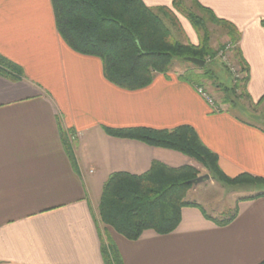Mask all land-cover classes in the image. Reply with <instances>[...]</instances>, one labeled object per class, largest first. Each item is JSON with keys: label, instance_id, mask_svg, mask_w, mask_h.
<instances>
[{"label": "crops", "instance_id": "crops-1", "mask_svg": "<svg viewBox=\"0 0 264 264\" xmlns=\"http://www.w3.org/2000/svg\"><path fill=\"white\" fill-rule=\"evenodd\" d=\"M143 1L174 11L175 0ZM199 2L236 28L235 47L249 70L247 92L261 105L264 0ZM180 23L197 45V31ZM0 54L24 72L19 81L0 76V264H106L109 239L124 264L264 262V196L239 201L236 218L226 226L197 203L202 209H183L175 232L147 231L137 241L106 229L99 219L111 174L143 175L154 162L199 165L177 151L111 137L105 128L188 125L217 154L226 176L264 179L263 127L235 112L214 113L196 88L179 79L185 71L159 74L136 91L114 86L100 59L78 54L63 41L51 0H0Z\"/></svg>", "mask_w": 264, "mask_h": 264}, {"label": "trees", "instance_id": "trees-1", "mask_svg": "<svg viewBox=\"0 0 264 264\" xmlns=\"http://www.w3.org/2000/svg\"><path fill=\"white\" fill-rule=\"evenodd\" d=\"M57 30L66 45L78 54L96 57L103 64L105 78L114 86L136 91L150 86L157 75L168 76L176 59L195 58L206 62L204 67L194 65L186 69L179 79L194 88L206 91L207 81L215 84L218 79L209 63L217 59L218 52L211 45V35L207 22L224 28L229 43L236 45L238 32L229 22L219 19L213 12L203 7L199 0H192L193 9L185 7L183 0H175L173 10L188 19L199 33V43L192 44L188 38L183 42L174 34L183 32L177 14L162 7L153 9L143 0H51ZM264 27V20L262 21ZM201 31L203 32L201 34ZM223 48L220 49L223 50ZM236 62L244 77L234 79L231 86L218 84L224 94L222 103L231 109L256 108L248 92L249 70L238 50H234ZM226 69V66L223 65ZM23 69L0 54V76L11 81H19ZM207 92V91H206ZM240 103V104H239ZM224 110L215 102L214 113ZM234 113V112H233ZM60 130L64 137L67 154L75 165L73 147L67 132ZM114 138L134 140L151 147L164 148L193 159L205 168L211 177L224 186L239 191L252 192L264 186V179L249 174L230 178L219 166V158L200 139L196 130L188 125L171 130H157L146 127L105 128ZM199 172L192 166L169 167L154 162L143 175L113 173L105 182L99 203V219L107 228L130 241L139 240L147 231L168 235L177 230L182 220V211L187 207L202 209L188 199L194 187L190 182L198 178ZM262 192V191H261ZM264 196V192L241 198L253 200ZM236 212L228 218L214 221L220 226L230 224ZM211 218V217H209ZM106 264H124L115 246L109 239L104 247ZM264 264V262L260 263Z\"/></svg>", "mask_w": 264, "mask_h": 264}, {"label": "rangeland", "instance_id": "rangeland-1", "mask_svg": "<svg viewBox=\"0 0 264 264\" xmlns=\"http://www.w3.org/2000/svg\"><path fill=\"white\" fill-rule=\"evenodd\" d=\"M183 3L185 7L193 9L192 0H183ZM177 18L178 20L181 19L183 22H185L188 28H190L191 30H195V28L188 21V19L180 13L177 15ZM207 27L211 35V45L214 49L219 51V56L215 61L209 63L207 66L208 69H212L215 71L218 79L216 80L215 84H213V81H207L206 91L211 96L214 102L218 103L224 110L227 111L229 110V108L222 103V100L224 99V94L222 93V91L218 90L216 86L218 84H224V86H231L237 73H239L240 80L245 75L244 73H241V67L236 62L234 53L229 54V52L224 49L220 51V49L223 48V46H225L229 42L228 36L226 37L227 32L224 30V28L218 27L209 22H207ZM202 33L203 32L201 31V34ZM174 34L177 38H180L183 42H185V38L187 36L183 34V32L180 33L177 29H175ZM191 36L193 38L195 36L193 31ZM231 63H235L238 66H231ZM223 65L226 66V69L223 67ZM190 68H194V65L192 63L185 60L176 59L173 62L171 70L174 73H181V71L183 72L186 69ZM233 68L235 70V73L232 71ZM239 107L240 108L236 109V111L235 109H231V111L238 113V115H241L243 118H246L251 122L257 123L264 128V102L254 108L255 111L253 110V108L248 109V111H251V113L254 114L251 116L245 115L244 107L241 106V104ZM194 168L197 169L199 172L198 178L208 175L210 179L208 181H204L198 186H194L188 193V199L190 201H194L195 203L202 204L203 207L210 214L217 216V218L230 217L236 212V209L238 208L239 199L251 196L255 194V191H264V186L259 187L258 189L252 192L235 190L215 181L208 173V171L201 165H197Z\"/></svg>", "mask_w": 264, "mask_h": 264}, {"label": "built area", "instance_id": "built-area-1", "mask_svg": "<svg viewBox=\"0 0 264 264\" xmlns=\"http://www.w3.org/2000/svg\"><path fill=\"white\" fill-rule=\"evenodd\" d=\"M224 50H226L227 52H229V54H233L234 50H235V45L233 43H227L225 45ZM237 64L235 63H231V66H236ZM238 66V65H237ZM232 71L235 73L234 68L232 69ZM236 80L240 79L239 73H237L235 75ZM198 93L208 102V104L212 107L215 108V102L213 101V99L211 98V96L202 88L197 89Z\"/></svg>", "mask_w": 264, "mask_h": 264}, {"label": "water", "instance_id": "water-1", "mask_svg": "<svg viewBox=\"0 0 264 264\" xmlns=\"http://www.w3.org/2000/svg\"><path fill=\"white\" fill-rule=\"evenodd\" d=\"M188 62L199 66V67H204L206 65V62L203 60L195 59V58H187L186 59ZM210 177L208 175L199 177L196 180L191 181L190 183L193 184L194 186H198L199 184L203 183L204 181H208Z\"/></svg>", "mask_w": 264, "mask_h": 264}]
</instances>
